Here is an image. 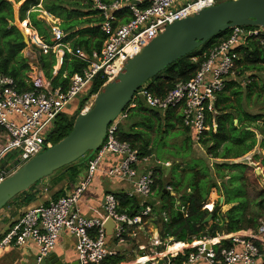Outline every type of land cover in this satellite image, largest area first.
<instances>
[{
  "label": "built area",
  "instance_id": "2783aa9c",
  "mask_svg": "<svg viewBox=\"0 0 264 264\" xmlns=\"http://www.w3.org/2000/svg\"><path fill=\"white\" fill-rule=\"evenodd\" d=\"M225 1L229 0H93L94 7L104 17L101 29L107 38L100 51L90 54L81 49L73 52L64 42L67 35L57 24L49 26L51 43H46L28 21L19 22L28 33L32 47L44 55L56 54L54 75L63 65L66 53L84 62L85 69L70 78L66 90L54 88L52 81L46 79L42 72L31 69L27 81L31 90L20 91L12 77L0 72V128L3 130L0 133V183L53 146L47 141L45 132L94 80L104 81V87L116 79L125 64L163 33L168 25ZM125 11L130 20L124 23L125 17L120 13ZM263 33L264 29L259 27H236L227 41L210 51L192 80L177 83L164 97L156 96L146 86L138 95L151 109L164 114L175 111L181 117L182 126L190 131L192 140L200 143L206 131L217 128V103L228 81L236 77L240 60L237 49L248 39H260ZM261 46H264V40H261ZM193 61L197 62L198 58ZM126 117L127 114L122 113L110 125L106 139L90 159L86 175L73 192L26 212L0 240V253L10 247L33 242L39 249L36 264H43L55 250L61 233L68 231L75 241L80 264H112V259L119 257L121 249L130 240L137 239L140 232L144 236L150 234L149 253L138 256L129 264H157L159 261L175 264L178 256L186 258L182 264H260L264 249V223L257 231L225 235L218 244L209 238L183 243L163 238L160 234L152 236L155 234L152 230L155 213L145 199L155 193L158 168L169 164L156 161L153 155H142L130 144L118 139V129ZM9 154H14V161L19 160L20 163L10 167L3 165ZM109 159L108 168L104 170L106 168L101 167ZM99 173L128 187V191L124 192L126 197L136 200L140 207L135 215L119 212L118 199L111 192L103 198L104 217L87 218L81 213V198ZM167 190L174 194L171 187ZM213 209L214 204L213 208L209 204L203 207L209 212ZM181 211L185 212V208ZM108 220L114 222L109 243L105 227ZM223 241H230L232 246L223 247ZM176 245L182 247L173 249ZM216 246L219 249H215Z\"/></svg>",
  "mask_w": 264,
  "mask_h": 264
},
{
  "label": "trees",
  "instance_id": "16d2710c",
  "mask_svg": "<svg viewBox=\"0 0 264 264\" xmlns=\"http://www.w3.org/2000/svg\"><path fill=\"white\" fill-rule=\"evenodd\" d=\"M103 1L107 2V0ZM14 4L20 5L17 10L18 21H16ZM41 4L45 11L62 21L60 28L67 35L64 42L73 52L78 49L89 54L92 51H100L107 38V34L101 29L104 17L94 7L93 0H54L53 2L0 0V72L12 77L20 91L31 90L27 81L32 70L31 62L23 54L29 44L25 42L23 33L16 23L28 21L30 27L44 38L46 43H51L49 25L45 20L38 18L37 12H31L32 7L37 8ZM121 14L125 17L124 23L130 20L126 11ZM231 35L232 30L221 33L202 48L178 60L150 80L147 90L156 96L164 97L174 89L177 83L192 80L210 51L220 43L227 41ZM261 40H264V33L260 39L246 40V43L237 49L240 54L237 74L235 78L228 81L225 91L219 96L217 128L206 131L200 142L206 150L205 158L197 157L191 151L190 154L193 157L190 163L187 162L186 169L180 171V165L175 163L171 169L172 173L170 172L173 174V180L167 186H164L161 181L166 171L158 168L154 190L160 195L162 209L159 212L154 210L155 216L158 215V220L154 219V224L160 228L161 237L173 238L175 242L192 243L195 239H220L217 238L220 236L218 234L224 231L231 234L257 225L256 218L251 217L248 211L252 203L264 210V203H262L264 202V187L259 183V177L254 171L256 165H258L256 167H264V110L255 113L242 107L237 108L232 96H240L244 92L247 95L252 94L251 88L256 84L255 75L249 76L254 82L249 81V84L245 85L243 79L245 74L252 70L264 71V46H261ZM33 48L38 53L36 67L43 72L46 79L52 81L54 88L66 90L69 87L70 78L85 69L84 62L66 53L63 65L54 75L53 72L57 65L56 54L51 52L44 55L36 47L33 46ZM196 57L198 61L194 62L193 59ZM103 84L104 81L94 80L70 107L57 117L53 125L45 132L47 141L55 145L71 133L76 117L91 97L101 90ZM138 94L123 111L127 117L118 129V139L130 144L142 155L151 156L153 153L149 148V131L156 127L161 135L164 127L172 128L176 123L182 126V120L180 115L173 110L164 114L151 109L145 99ZM238 101L240 103L241 100L238 99ZM132 106L134 107L131 108ZM185 133L188 134L189 148H192L193 140L190 131L185 129ZM257 134L260 137L259 144ZM257 145L261 148L258 151H256ZM84 159L64 167L51 177L71 175L72 180H77L80 175H86L88 171L89 162L85 163ZM247 170H253V175L247 176ZM168 187L172 188L176 196H172L170 191L165 193ZM213 191L224 198L223 206H231L227 212L222 213L220 201L214 205L213 212L203 210ZM25 193L13 199L5 208ZM62 195L63 192H60L56 197L59 199ZM115 196L119 202V212L132 215L134 211L140 209L138 202L127 198L125 193L115 194ZM260 199L262 201L258 202ZM30 202L32 200L28 203ZM181 208H185V212H182ZM209 215H212L211 221L204 223ZM222 245L227 248L232 246L230 241H223ZM180 247L182 245H176L173 249ZM215 249H219V246ZM122 259V257H117L112 259V263L117 264ZM185 259L183 256H178L174 262L182 264Z\"/></svg>",
  "mask_w": 264,
  "mask_h": 264
},
{
  "label": "water",
  "instance_id": "95a60500",
  "mask_svg": "<svg viewBox=\"0 0 264 264\" xmlns=\"http://www.w3.org/2000/svg\"><path fill=\"white\" fill-rule=\"evenodd\" d=\"M18 22L16 26H18ZM236 27L264 29V0H229L206 8L181 21L168 25L163 33L129 60L116 79L91 97L93 105L79 114L71 133L39 154L0 183V212L17 196L78 160L89 162L107 137L110 125L133 102L136 94L150 80L169 66L202 48L221 33ZM19 28V26H18ZM23 33V32H22ZM29 44L27 35L23 33ZM170 171V167L163 166ZM168 174V173H167ZM168 190H165L167 193ZM172 196L176 194L171 193ZM224 198H220L223 206ZM136 211L132 215H135ZM212 215L205 219L210 222ZM107 241H111L114 222L108 220ZM47 264L56 263L49 259ZM157 264H164L159 261Z\"/></svg>",
  "mask_w": 264,
  "mask_h": 264
},
{
  "label": "crops",
  "instance_id": "0c3cea01",
  "mask_svg": "<svg viewBox=\"0 0 264 264\" xmlns=\"http://www.w3.org/2000/svg\"><path fill=\"white\" fill-rule=\"evenodd\" d=\"M14 6L16 8L17 5L14 4ZM16 21H18L17 9ZM26 52L28 53V51ZM26 52H23L25 57L28 56ZM30 66L31 69H36V67H34L32 64H30ZM1 132H3V130H1L0 133ZM110 161L111 159H109L107 163H104L101 168H106L104 170H107ZM169 172L170 171H168L167 173ZM70 176L71 175H62L60 177L47 178L36 184L24 195L19 197L14 203L5 208L0 213V240L11 228H13L19 222V220L26 214V212L37 207L46 206L51 201L57 200L58 198L56 197V195L60 192H63L62 197L69 195L73 192L75 187L79 184V182L85 175L83 174V177L80 180H72ZM123 187L124 184L113 182L105 177V175H103L102 173H99V175L94 179L92 185L88 188V190L83 194V197L81 198V201L79 203L81 213L87 218L104 217L105 211L102 207L104 195L108 192L115 194L124 193L126 190L123 189ZM30 200H32V202L28 203ZM219 200L220 197L218 201ZM224 207H227V209H224L226 210V212L231 208V206ZM155 228H157L156 225ZM152 230L154 231V228ZM141 235L142 234H140L139 232V237L137 239L130 240L128 242V245L121 249L122 253L119 257H122L123 259L119 262L120 264H129L133 262L138 256L146 254L148 243L140 241ZM153 235L155 236V234H152V236ZM219 237L221 240L222 237ZM196 244L197 243H195V245ZM38 250V246L33 242H29L20 247H10L0 253V264H36ZM49 259L53 260L55 263L56 261H59L62 264H80L78 254L75 249V241L68 231H64L61 233L58 238L55 250L43 264H47V262H49ZM198 264L207 263L200 262ZM260 264H264V249L262 250V258L260 259Z\"/></svg>",
  "mask_w": 264,
  "mask_h": 264
},
{
  "label": "rangeland",
  "instance_id": "374dc122",
  "mask_svg": "<svg viewBox=\"0 0 264 264\" xmlns=\"http://www.w3.org/2000/svg\"><path fill=\"white\" fill-rule=\"evenodd\" d=\"M48 1L53 2L54 0H47V2ZM19 7H20V5H17L15 10L16 9L18 10ZM44 11L45 10H44L43 4H41L37 8H33V7L31 8V12H37L38 18L40 20H45L49 26H51L52 24H57L60 26V23L62 22V21H60V19H58L56 16L49 14L47 11H45V12ZM46 14L49 16L51 15V16L47 17ZM18 26H19V29L28 37V33L25 32L24 27L21 26L20 24ZM26 51H28V53ZM24 52L27 53V55H28L27 58L29 59L31 64L34 67H36L37 66L36 62H37L38 53H37L36 49H34L32 47L30 41H29L28 47L25 49ZM36 69L39 72H41L37 67H36ZM263 72L264 71L252 70L251 72H248L247 74H245V76L243 78L245 85H248L249 81L250 82L253 81V78H249V76H252V75H255L254 81H256V84H255V86H252V88H251L252 94L247 95L246 92H244V93H241L240 96H238V95L232 96L233 103L237 108L242 107L245 110L255 112V113L260 112L261 110H264V89H263V87H264V76H263L264 73ZM147 85H145V86L147 87ZM228 94L230 95V92H228ZM238 99L241 100L240 103H239ZM92 103L93 102H91V99H90L86 103V105H84V107L82 108L81 113L85 111L86 106L91 107ZM72 116H74V115H72ZM149 133H150V136H149L150 146H149V148L151 149V151L153 153L152 155L154 156V159L156 161L161 162L162 164H169L168 166L170 167V172H171V169L174 167L175 163L180 165V171L183 169H186L187 164L190 163V159L193 157L192 154H190L191 151H193L197 157H204L205 158V156H206L205 155L206 150L201 145V143H195V141H192V144H191L192 148H189L190 142L188 141V134L185 133V129L181 125H179L178 123H176L175 126L172 128L171 127L170 128L164 127L162 132H161V135L156 130V127L154 129H151L149 131ZM256 138H257V141L259 144L260 143V137L258 134L256 135ZM260 149H261L260 145H257L256 151H258ZM14 159H15V155L9 154L4 159L3 165H5V166L10 165L11 166V164L20 163L19 160L14 161ZM212 163H214V162H212ZM256 166H258V165H256ZM256 166H255L256 169L254 171L259 177V180H260L259 183L261 184V186L264 187V167H256ZM159 169H162V167H160ZM167 172L168 171L166 170V175H164L161 178V181H162L164 186H167L173 180V174H170V172L167 174ZM253 173H254L253 170H247L246 171L247 176H252ZM82 177H83V174L80 175L78 177V179L80 180ZM121 188H122V185H121ZM123 189L128 191V187L126 185H124ZM217 197L219 199L220 196L216 193V191H213L211 193V195L209 196L207 204H209L210 208L212 207L213 204L215 205L218 202ZM145 201L147 204L151 205L155 211L157 210L159 212L162 209V201H161L160 195L158 194L157 191H155L154 195L151 196L150 198H146ZM260 201H262V200L261 199L258 200V202H260ZM262 203H264V202H262ZM224 209H227V207L223 206L222 213L226 212V210H224ZM248 212L251 215V217L256 218L255 223H257V225H255L253 228H249V229L247 228V229L242 230V231H247V230L257 231L260 228V225L264 223V210L260 206H257L255 203H252ZM154 217H155V220L157 221L158 215L156 214V216H154ZM151 225L154 226L153 222L151 223ZM154 232H155V235H157V234L159 235L160 234V228L157 227V229H156L154 226ZM239 232H241V231H239ZM149 235L150 234H146V236L141 235L140 241L148 243ZM218 235L223 237L225 235H228V233L226 231H224L222 233H219ZM217 238H219V236ZM146 253H149L148 249H147Z\"/></svg>",
  "mask_w": 264,
  "mask_h": 264
},
{
  "label": "bare ground",
  "instance_id": "6f19581e",
  "mask_svg": "<svg viewBox=\"0 0 264 264\" xmlns=\"http://www.w3.org/2000/svg\"><path fill=\"white\" fill-rule=\"evenodd\" d=\"M92 105H93V103H92ZM89 109H90V107H89V106H86V108H85V111H86V110H89ZM85 111H84V112H85ZM211 208H213V205H212V207H211ZM219 238H220V237H219ZM215 240H217V241H215ZM215 240H213V241H214V243H216V242L220 241V239H216V238H215ZM176 249H177V248H176Z\"/></svg>",
  "mask_w": 264,
  "mask_h": 264
},
{
  "label": "flooded vegetation",
  "instance_id": "af4514ba",
  "mask_svg": "<svg viewBox=\"0 0 264 264\" xmlns=\"http://www.w3.org/2000/svg\"><path fill=\"white\" fill-rule=\"evenodd\" d=\"M162 169H163V167H162ZM163 171H166V170L163 169Z\"/></svg>",
  "mask_w": 264,
  "mask_h": 264
}]
</instances>
